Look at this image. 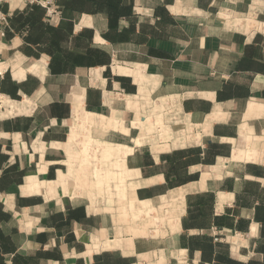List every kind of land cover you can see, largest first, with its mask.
<instances>
[{
  "label": "crops",
  "instance_id": "obj_1",
  "mask_svg": "<svg viewBox=\"0 0 264 264\" xmlns=\"http://www.w3.org/2000/svg\"><path fill=\"white\" fill-rule=\"evenodd\" d=\"M0 9V264H264V0Z\"/></svg>",
  "mask_w": 264,
  "mask_h": 264
},
{
  "label": "built area",
  "instance_id": "obj_2",
  "mask_svg": "<svg viewBox=\"0 0 264 264\" xmlns=\"http://www.w3.org/2000/svg\"><path fill=\"white\" fill-rule=\"evenodd\" d=\"M24 5L36 4L46 9L47 13H53L51 7L53 6L54 0H20ZM1 6V0H0ZM8 27V15L3 13L0 9V38L3 37L5 28Z\"/></svg>",
  "mask_w": 264,
  "mask_h": 264
},
{
  "label": "rangeland",
  "instance_id": "obj_3",
  "mask_svg": "<svg viewBox=\"0 0 264 264\" xmlns=\"http://www.w3.org/2000/svg\"><path fill=\"white\" fill-rule=\"evenodd\" d=\"M6 4H10L11 8H15V7L19 6V4H20V0H1V5H6ZM164 129H165L166 131L169 130V128H164ZM154 130H155V129H154ZM90 133H91V132H90ZM91 135H92V133H91ZM96 163H97V165L100 166V167H104V166H106V164L104 165L100 160H97ZM103 176H104V174H103ZM103 179H104V181L107 182V179H108V178H107V176H104ZM98 180H101V178H99ZM99 184H100V183H98V185H99ZM109 185L111 186V187H110V190H109V191H104L106 195H110V194H111V189L114 188L112 182H111ZM99 186H100V185H99ZM97 190H98V194H99V196L103 197V196H104V194H103V190H104V188L100 190V189L97 187Z\"/></svg>",
  "mask_w": 264,
  "mask_h": 264
}]
</instances>
